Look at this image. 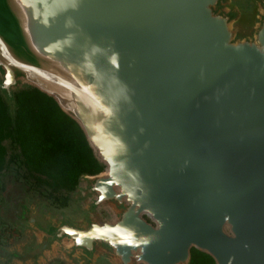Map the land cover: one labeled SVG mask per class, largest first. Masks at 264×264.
I'll use <instances>...</instances> for the list:
<instances>
[{"label": "water", "instance_id": "95a60500", "mask_svg": "<svg viewBox=\"0 0 264 264\" xmlns=\"http://www.w3.org/2000/svg\"><path fill=\"white\" fill-rule=\"evenodd\" d=\"M29 89L101 170L72 210L11 188L0 264H264V0H0L12 122Z\"/></svg>", "mask_w": 264, "mask_h": 264}, {"label": "trees", "instance_id": "16d2710c", "mask_svg": "<svg viewBox=\"0 0 264 264\" xmlns=\"http://www.w3.org/2000/svg\"><path fill=\"white\" fill-rule=\"evenodd\" d=\"M12 122L0 97V173L9 163L23 169L28 189H47L45 198L56 208L65 207L82 173H96L101 166L93 157L83 132L54 100L37 89L16 93ZM8 140L14 151L7 158ZM190 264H214L208 255L192 250Z\"/></svg>", "mask_w": 264, "mask_h": 264}, {"label": "rangeland", "instance_id": "374dc122", "mask_svg": "<svg viewBox=\"0 0 264 264\" xmlns=\"http://www.w3.org/2000/svg\"><path fill=\"white\" fill-rule=\"evenodd\" d=\"M4 145L7 147V158H10L11 154L14 153L12 146L8 140L4 141ZM24 174L23 169H17L16 163H9L7 168L0 173V248L1 247H12L26 239L27 235L19 231L16 227L12 226L5 218V209L7 207V196L11 188L20 183H24L22 179ZM18 183V184H17ZM26 185V184H25ZM27 186V185H26ZM47 189L40 187V189H28V193L31 199L37 200L43 198L46 201L47 207L53 210H72L73 204L70 202L72 192L68 194L69 199L65 207L56 208L51 205L45 198ZM45 264H67L62 258L50 259Z\"/></svg>", "mask_w": 264, "mask_h": 264}, {"label": "snow or ice", "instance_id": "6c2138e0", "mask_svg": "<svg viewBox=\"0 0 264 264\" xmlns=\"http://www.w3.org/2000/svg\"><path fill=\"white\" fill-rule=\"evenodd\" d=\"M113 63H115V60H113Z\"/></svg>", "mask_w": 264, "mask_h": 264}]
</instances>
